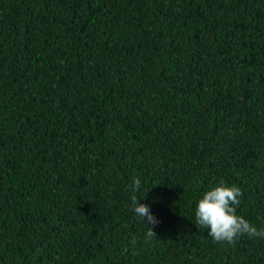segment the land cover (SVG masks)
I'll use <instances>...</instances> for the list:
<instances>
[{
  "label": "trees",
  "instance_id": "1",
  "mask_svg": "<svg viewBox=\"0 0 264 264\" xmlns=\"http://www.w3.org/2000/svg\"><path fill=\"white\" fill-rule=\"evenodd\" d=\"M220 180L264 228V0H0V264H264Z\"/></svg>",
  "mask_w": 264,
  "mask_h": 264
},
{
  "label": "clouds",
  "instance_id": "2",
  "mask_svg": "<svg viewBox=\"0 0 264 264\" xmlns=\"http://www.w3.org/2000/svg\"><path fill=\"white\" fill-rule=\"evenodd\" d=\"M128 187L133 193L138 192L141 189V179L134 177ZM147 191L144 192L143 198ZM241 196L239 187L234 184L227 186L223 180H220L205 191L196 202V224L200 228L207 229V235L216 242L233 244L240 235L264 238V228L258 229L243 216L237 215ZM131 210L147 228L146 242L156 237L152 226L156 225L158 220L151 214L146 204L139 203L136 195L131 196ZM131 244H136L135 239Z\"/></svg>",
  "mask_w": 264,
  "mask_h": 264
}]
</instances>
